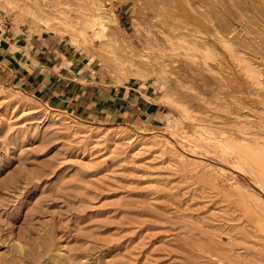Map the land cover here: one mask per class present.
I'll list each match as a JSON object with an SVG mask.
<instances>
[{
	"label": "rangeland",
	"instance_id": "374dc122",
	"mask_svg": "<svg viewBox=\"0 0 264 264\" xmlns=\"http://www.w3.org/2000/svg\"><path fill=\"white\" fill-rule=\"evenodd\" d=\"M225 1L236 9L227 13L232 26L240 28L244 16L248 40L261 44L244 55V48L213 41L243 82L244 89L232 93L234 110L215 97L203 99L195 77L182 78L180 71V92L202 93L190 107L203 113L198 118L161 100L154 78L126 83L154 103L148 112L106 124L80 121L3 86L8 96L0 95V264H264V202L257 201L264 200V183L224 149L228 144L249 154L262 144L264 150V17L246 13L240 0ZM99 2L132 36L131 20L139 12L133 1ZM0 14V34L47 36L81 58L82 49L71 51L65 38L12 25ZM246 56L254 58L249 66ZM91 68L93 82L118 86L97 62ZM217 68L208 63L203 74L220 76L225 88H215L214 79L203 83L221 95L226 90L229 100L231 81ZM15 96L25 104L14 107L9 101ZM29 104L40 109L29 113ZM239 186L246 194L240 195Z\"/></svg>",
	"mask_w": 264,
	"mask_h": 264
},
{
	"label": "bare ground",
	"instance_id": "6f19581e",
	"mask_svg": "<svg viewBox=\"0 0 264 264\" xmlns=\"http://www.w3.org/2000/svg\"><path fill=\"white\" fill-rule=\"evenodd\" d=\"M132 1L135 9L139 10L138 14L133 15L131 20L134 30L132 36L128 35L124 29L115 22L112 14L99 2V0H0V12L4 11L6 13L12 25L18 27L22 26L31 31L55 33L62 39L65 38L68 41L67 43L70 45L71 51L75 52L78 49H82L83 54L80 55L81 58H79L78 61L82 64L83 69L89 71L91 77H94L96 73L95 70L91 68V62H97L114 85H126L127 81L130 80L144 82L149 78H154L158 81V86L162 90L160 99H168L170 103L177 105L181 110L192 117L195 116L198 118L201 114L197 107L195 110L190 107H194L192 103L202 93L206 95L202 97L203 99L205 97H215L218 100L226 102L229 108L234 110L236 103L232 101V98H234L232 93L241 87L243 88L241 84L243 82H241L235 72L228 68L223 53L217 49V45L213 44V41L217 40L227 43L230 47L244 48L246 50L244 55L247 52L258 51L261 44L258 42L254 44L248 40L249 37L246 35L248 24L245 19L243 20L244 16L241 18V27H233L227 17V13H234L236 9L230 4H227L228 2L226 3L225 0ZM240 1L247 4L245 6L246 8L244 7L245 10L243 9L246 13L248 10L252 12L255 10L261 17H264V0ZM212 49L215 51V54H219V59L213 58V53H211ZM261 52L262 54L264 53L262 50ZM193 53L202 54L206 58L205 61L194 59L192 57ZM253 59L254 58L251 56H246V63L248 66ZM64 61L63 59V62ZM208 63L217 66L219 68H217L219 71L218 73L224 74V77L231 81V99H226V96H228L226 90L222 91L221 95L212 88L213 86L208 88V86L203 83V80L214 79V81H216L215 88H225L226 82L222 80L220 76L203 74V70ZM193 65H196V67H193ZM178 71L182 73V78L190 79V75H192L193 78L195 77L194 79L197 82L196 86L199 90L202 89V93H195L193 95L194 97H191L190 94L186 92L181 93L178 83ZM194 71L197 73L196 75L193 73ZM198 74L203 76L198 78L196 77ZM100 80L103 82L105 81L102 76ZM237 80L240 82V86ZM190 85H193V83H190L186 87L189 88L191 87ZM2 94L4 95V88L1 85V97ZM186 94H188L190 98H186L188 101L185 102L182 97L186 96ZM239 94H243V98L247 96L241 92ZM143 95L146 96V94ZM7 96L4 95V97ZM11 101L14 107L17 103H19V106L25 104L24 100L22 101V99L16 98V96L11 98L9 102ZM241 102V100H238V103ZM30 105L31 104H29L27 108L29 111H25L29 113L31 111V113L34 112L35 114V111L40 109L37 108L36 110V106ZM45 113L46 112H44V114ZM170 113H167V116L175 119ZM263 113L264 112L260 114V117ZM48 114H52V112ZM26 115L28 116V114ZM30 115L29 117H31ZM49 117L52 121L56 122L59 119V116L55 118V116L51 115ZM62 120L63 119L60 118L59 122H67H62ZM236 136L239 135L237 134ZM257 136L261 135L257 134ZM249 138H247L248 141L250 140ZM254 138H256V135ZM220 145L218 144V146ZM223 145L222 147H224ZM249 145H251V143ZM237 147L234 148L227 144L224 149H229L235 157L237 155L238 158H240L238 160L240 166L245 164L249 171L252 172L254 176H257L261 181L260 183L263 184L264 150H259L260 147H258L247 154L244 150ZM238 189L240 195L246 194L247 192V190L244 191L240 186ZM257 201L264 202V200ZM260 202L257 203L260 204ZM19 246H21L20 243ZM18 248L21 249L23 247L21 246ZM18 250L19 249H16V252ZM22 251L23 250H20V252ZM26 258H28L27 254ZM21 261L22 260H20V262Z\"/></svg>",
	"mask_w": 264,
	"mask_h": 264
},
{
	"label": "crops",
	"instance_id": "0c3cea01",
	"mask_svg": "<svg viewBox=\"0 0 264 264\" xmlns=\"http://www.w3.org/2000/svg\"><path fill=\"white\" fill-rule=\"evenodd\" d=\"M70 56L60 41L47 36L1 33L0 86L16 88L89 123L126 121L136 113L148 112L154 104L147 103L135 86L93 82L89 72L76 66L79 61Z\"/></svg>",
	"mask_w": 264,
	"mask_h": 264
},
{
	"label": "built area",
	"instance_id": "2783aa9c",
	"mask_svg": "<svg viewBox=\"0 0 264 264\" xmlns=\"http://www.w3.org/2000/svg\"><path fill=\"white\" fill-rule=\"evenodd\" d=\"M5 21H7V20H5Z\"/></svg>",
	"mask_w": 264,
	"mask_h": 264
}]
</instances>
